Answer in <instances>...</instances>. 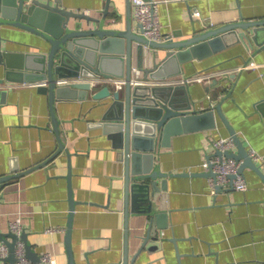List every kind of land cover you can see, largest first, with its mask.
I'll use <instances>...</instances> for the list:
<instances>
[{
    "label": "crops",
    "instance_id": "obj_1",
    "mask_svg": "<svg viewBox=\"0 0 264 264\" xmlns=\"http://www.w3.org/2000/svg\"><path fill=\"white\" fill-rule=\"evenodd\" d=\"M60 1L67 9L94 17L101 16L105 5L103 0ZM112 1L110 21L123 29L129 16L136 26L132 5L127 9L125 0ZM156 1H161L158 16L167 41L188 39L230 22L264 19V0ZM0 36L6 51L47 48L38 36L19 28L3 26ZM143 52L140 60L148 67L152 55L147 47ZM204 52L206 55L182 63L178 76L146 84L181 85L177 81L189 76L225 72L208 83L196 80L185 84L191 106L188 111L203 112L220 103L247 151L260 157L256 163L264 171V45L250 47L247 40L236 41L231 35L223 47ZM156 54L160 62L164 51ZM250 62L256 65L237 70ZM4 70L0 65V79ZM132 79L143 81L135 76ZM90 95L81 101L56 100L64 149L51 158L58 140L48 95L27 82L0 86V177L15 169L32 168L0 189V233H7L10 223L20 218L32 251L39 257L50 253L56 264H66L71 193L75 207L70 247L75 264H122L126 253L127 264H264V183L260 176L246 168L242 172L245 191L223 187L212 193L208 177L199 174L215 152V139L230 137L216 111L214 128L172 135L165 147L156 140L154 166L166 173V180L165 189L152 201L157 211L167 212L168 226L158 230V247L140 250L139 237L147 231L150 216L133 212L126 220L123 164L103 129L90 125L101 121L109 100H94ZM162 181L158 179L159 188ZM144 206L146 203H141L138 209ZM49 228L53 232L45 231ZM173 238L175 243L170 240Z\"/></svg>",
    "mask_w": 264,
    "mask_h": 264
},
{
    "label": "water",
    "instance_id": "obj_2",
    "mask_svg": "<svg viewBox=\"0 0 264 264\" xmlns=\"http://www.w3.org/2000/svg\"><path fill=\"white\" fill-rule=\"evenodd\" d=\"M125 1L127 9L130 8V0ZM103 2L105 5L101 10V16L94 17L83 11L65 8L60 0H0V33L3 26L19 28L38 36L47 45L45 51L10 52L2 49L3 41L0 36V65L3 64L5 69L0 86L7 82L20 84L47 81V85L37 86V92L48 95L52 126L58 140V149L50 156L52 158L64 149L60 140L59 119L55 112L56 100L73 98L84 100L91 92V80L112 77L124 79L123 89L108 85L91 92L92 99L109 102L101 121L92 122L90 125L103 129L118 151L119 161L123 164V203L126 220L133 212H144L150 216V222L145 229L147 231L139 237L142 240L140 250L146 246L158 247V230L165 229L168 224L167 212L157 211L152 201L156 193L165 189L166 180V173H162L154 166L156 140L159 139L160 147H165L169 145L168 139L172 135L195 129L214 128L216 111L227 127L236 150L225 153L216 150L211 157L223 155L235 158L241 161L240 173L246 168L254 170L263 183L264 171L252 157H249L242 140L225 117L220 103L213 109L190 113L188 110L191 106L185 84L132 85V77L149 82L176 77L182 73V63L206 55L204 51L212 53L223 47L231 35L236 41L247 40L250 47H253V44L264 45V19L230 22L202 33H195L188 39L158 43L144 36L141 26L139 24L134 26L129 16L124 28H118L115 21H110L112 16H109L110 6H114L115 2L112 0ZM143 47H147L152 55V64L148 67L142 66L140 60L144 53ZM160 50L164 51V56L158 62L156 52ZM75 78H82L84 81L68 85L55 83L57 79ZM214 84H217L216 79ZM50 157L48 159H51ZM31 169L22 171L15 169L10 174L0 177V189L9 180L20 177ZM199 174L214 177L211 168ZM160 178H163V181L159 188L157 182ZM221 189L217 187L216 192ZM69 197V220L65 232L68 253L66 264H75L70 247L75 202L71 193ZM141 203H146V206L139 210ZM17 238L10 230L7 233H0V241L7 246L9 252L7 258L1 260L3 263L14 264ZM170 240L175 243L176 239ZM21 241L28 259L37 263L40 257L32 251L24 231ZM122 264H127V253Z\"/></svg>",
    "mask_w": 264,
    "mask_h": 264
},
{
    "label": "built area",
    "instance_id": "obj_3",
    "mask_svg": "<svg viewBox=\"0 0 264 264\" xmlns=\"http://www.w3.org/2000/svg\"><path fill=\"white\" fill-rule=\"evenodd\" d=\"M132 5V18L141 26V31L144 36L148 39L155 42H164L166 40V34L162 31V25L160 23V18L158 16V6L161 1L156 0H130ZM213 25V24H212ZM256 64L250 62L242 67H238L237 70H242L245 68H252ZM235 72V71H234ZM225 72L214 71V73L199 74L196 76H189L184 79H180L177 82L187 84L190 82H195L199 80L204 83H208L211 78L215 76L223 75ZM84 79L75 78V79H57L55 83L57 85H68L73 82H82ZM175 82V84L177 83ZM150 83L149 81H131L132 85H143ZM35 86L39 84L47 85L46 80H41L38 82L32 83ZM90 91L94 92L97 86L103 87L111 85L113 88L121 89L125 81L120 78H99L97 80H91ZM95 89V90H94ZM99 89V88H98ZM214 150L220 151L221 153L230 152L235 147L234 141L231 137L226 138H216L213 142ZM249 157H252L255 161L260 160V157L257 156L253 150L248 152ZM209 159L204 162L203 168L205 171H208L211 168V171L214 177H208L210 184V191L212 193L216 192L217 187H231L234 191H245L247 189V183L245 176L239 172V167L241 161L236 160L235 158L226 157V156H212L208 157ZM233 177V179H231ZM10 231L17 235V241L15 243L14 252H15V262L14 264H56L54 257L50 253L42 254L37 263L32 262L28 259L24 244L21 241V235L23 232V225L18 218L15 221L10 223ZM47 232H53V229H46ZM8 248L4 243H0V261L6 259L8 256ZM2 262V261H1ZM3 263V262H2ZM8 264V263H3Z\"/></svg>",
    "mask_w": 264,
    "mask_h": 264
},
{
    "label": "bare ground",
    "instance_id": "obj_4",
    "mask_svg": "<svg viewBox=\"0 0 264 264\" xmlns=\"http://www.w3.org/2000/svg\"><path fill=\"white\" fill-rule=\"evenodd\" d=\"M92 84H90V87H91Z\"/></svg>",
    "mask_w": 264,
    "mask_h": 264
}]
</instances>
